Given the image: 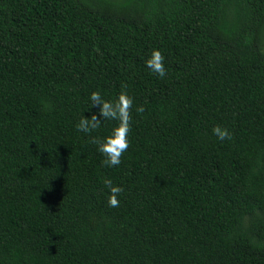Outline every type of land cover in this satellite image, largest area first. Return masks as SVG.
I'll use <instances>...</instances> for the list:
<instances>
[{
	"label": "trees",
	"instance_id": "trees-1",
	"mask_svg": "<svg viewBox=\"0 0 264 264\" xmlns=\"http://www.w3.org/2000/svg\"><path fill=\"white\" fill-rule=\"evenodd\" d=\"M0 264H264V0H0Z\"/></svg>",
	"mask_w": 264,
	"mask_h": 264
},
{
	"label": "clouds",
	"instance_id": "clouds-1",
	"mask_svg": "<svg viewBox=\"0 0 264 264\" xmlns=\"http://www.w3.org/2000/svg\"><path fill=\"white\" fill-rule=\"evenodd\" d=\"M164 56L159 50L153 49L145 61L147 68L160 78H164L167 73L164 67ZM126 85H122V89H126ZM133 106V98L126 91H121L114 100H105L98 91H93L89 98L88 108L95 107L98 114L93 112L90 118L81 116L76 128L83 133L91 134L94 130L100 128L102 122L114 120L118 124L112 129L111 134L103 138L91 137L90 142L98 146V151L105 157L102 163L105 166L113 167L121 163V157L129 148L128 135L130 132L131 109ZM138 113H143V106L137 107ZM213 134L224 141L231 139V133L221 128L219 125L213 129ZM103 183L109 190L108 204L110 207H119V195L124 191L122 187L114 186L110 179H104Z\"/></svg>",
	"mask_w": 264,
	"mask_h": 264
}]
</instances>
